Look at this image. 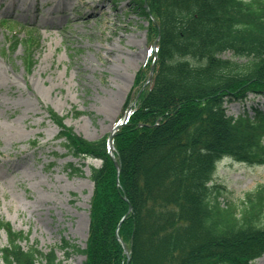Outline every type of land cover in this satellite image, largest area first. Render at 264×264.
<instances>
[{
	"label": "trees",
	"instance_id": "16d2710c",
	"mask_svg": "<svg viewBox=\"0 0 264 264\" xmlns=\"http://www.w3.org/2000/svg\"><path fill=\"white\" fill-rule=\"evenodd\" d=\"M139 7L151 51L126 108L142 90L139 100L113 137L120 170L108 134L86 139L48 109L68 152L102 161L90 168L86 246L63 238L59 247L67 257L84 254L82 264H254L264 254V184L223 202L212 182L224 157L264 164V112L227 111L228 102L264 96V0H139ZM22 43L31 68L38 40L10 42L13 51ZM2 230L0 264H64L58 247L25 249L29 234L0 219Z\"/></svg>",
	"mask_w": 264,
	"mask_h": 264
},
{
	"label": "rangeland",
	"instance_id": "374dc122",
	"mask_svg": "<svg viewBox=\"0 0 264 264\" xmlns=\"http://www.w3.org/2000/svg\"><path fill=\"white\" fill-rule=\"evenodd\" d=\"M45 1L31 0L41 6ZM63 1L67 16L28 14L19 4L5 10L8 2L0 0V219L29 234L23 248L35 242L43 251L56 246L64 264H82L84 254L67 257L59 244L66 238L85 248L94 191L90 168L102 161L68 152L48 109L65 115V124L86 139L109 134L127 110L150 36L139 0H93V11L80 0ZM15 37L38 40L33 67L24 63L23 43L13 51ZM225 58L239 59L230 52ZM257 109L264 112L262 96L227 103L234 116ZM212 184L221 201H239L264 184V164L225 158ZM7 243L2 230L0 244ZM254 264H264V255Z\"/></svg>",
	"mask_w": 264,
	"mask_h": 264
},
{
	"label": "bare ground",
	"instance_id": "6f19581e",
	"mask_svg": "<svg viewBox=\"0 0 264 264\" xmlns=\"http://www.w3.org/2000/svg\"><path fill=\"white\" fill-rule=\"evenodd\" d=\"M3 1V0H1ZM8 2L5 10H10V7L15 5V4H19L20 6H23L24 9L28 12V14H30V12H34L33 14H42L44 11L45 14H48V15H52V14H65L67 16L68 14V10H70L69 8V5H66L65 6V3L63 0H46L44 2V5L41 6L39 3H33L31 2V0H6ZM82 1V7L83 8H87V10H91L93 11L94 8L98 5L94 7V8H91L92 6V1L93 0H80ZM64 5V6H63ZM100 5V4H99ZM44 7H47V9L45 10ZM104 5H101V10H103L104 8ZM76 10L78 11H81V6H77L75 7ZM42 25L45 26L47 25V21L44 19L42 20ZM138 56L135 58L136 61H138Z\"/></svg>",
	"mask_w": 264,
	"mask_h": 264
},
{
	"label": "water",
	"instance_id": "95a60500",
	"mask_svg": "<svg viewBox=\"0 0 264 264\" xmlns=\"http://www.w3.org/2000/svg\"><path fill=\"white\" fill-rule=\"evenodd\" d=\"M153 72H154V65L152 66V69H151V75H150V78H149V81L152 79V77H153ZM138 100V97L136 98V100H135V102L133 103V105L136 103V101ZM129 113H127V115H128ZM126 115V116H127ZM124 123V120L122 121V122H120L119 124H117L115 127H114V129H113V131L111 132V134L109 135V138H108V140H109V144L111 145V149H113L114 148V146H113V142H112V137H113V134H114V132L116 131V129L120 126V125H122ZM112 154V156H113V153H111ZM115 163H116V165L118 166V167H120V165H119V163L117 162V161H115ZM130 210H131V208L129 209V212H130ZM124 248H125V250L127 251V247L126 246H124Z\"/></svg>",
	"mask_w": 264,
	"mask_h": 264
}]
</instances>
